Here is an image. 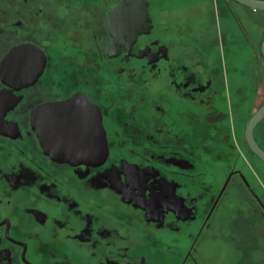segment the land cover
<instances>
[{"label": "flooded vegetation", "instance_id": "flooded-vegetation-1", "mask_svg": "<svg viewBox=\"0 0 264 264\" xmlns=\"http://www.w3.org/2000/svg\"><path fill=\"white\" fill-rule=\"evenodd\" d=\"M245 7L0 0V264H239L242 243L264 252V161L245 137L264 102L240 116L260 79L240 85L239 31L262 52ZM53 133L67 136L57 147L72 138L106 155L57 159Z\"/></svg>", "mask_w": 264, "mask_h": 264}, {"label": "rangeland", "instance_id": "rangeland-1", "mask_svg": "<svg viewBox=\"0 0 264 264\" xmlns=\"http://www.w3.org/2000/svg\"><path fill=\"white\" fill-rule=\"evenodd\" d=\"M245 6L240 4V13H244ZM254 13L253 21L246 18L244 15V21L246 22V25L248 26L249 34L251 39L254 42L255 47L257 50L260 48V44L262 39L264 38V11L262 10H255L252 11ZM237 29L235 28V31ZM237 63L239 66V72H238V80L240 82V85L242 89L247 93V89L249 86V83L257 78L260 79V87L258 88V93L256 95L255 103L250 108L248 103H245L241 108L240 116H251L255 110H257L260 105L264 102V58L262 57L260 50L259 54L261 57L257 56V53L254 55L249 51L248 43L245 39V36L239 31L237 34ZM240 128H242V124L240 125ZM257 134L261 136V139H263L264 142V122L260 125V127L257 129ZM256 170H260L261 176L264 175V163L259 161L256 165ZM239 196H238V209L240 210V218H248L249 214V204L247 199L244 197L242 190H239ZM232 204V203H231ZM248 232L246 228L242 229L240 232V237L242 240L243 235ZM242 241L240 242V244ZM261 243L264 244V241L262 240ZM247 245V244H245ZM243 243L241 244L240 251L243 249V253L240 252V261L239 264H264V259L259 258V253H263V247H258L256 251L254 252L249 248L246 247ZM261 251V252H260ZM246 259V263L243 262V257Z\"/></svg>", "mask_w": 264, "mask_h": 264}, {"label": "water", "instance_id": "water-1", "mask_svg": "<svg viewBox=\"0 0 264 264\" xmlns=\"http://www.w3.org/2000/svg\"><path fill=\"white\" fill-rule=\"evenodd\" d=\"M240 4L253 8L254 10H262L264 11V0H237ZM261 52L264 57V38L261 43ZM264 119V103L261 105V107L252 115L249 122L247 123L246 129H245V137L246 140L251 148V150L261 159L264 161V149L258 144V142L255 139L254 136V129L255 127ZM93 128V126L91 127ZM97 131L95 135H93L95 138L100 137L101 134V122L96 121L95 127ZM55 129V128H54ZM53 132V131H52ZM67 138L66 135H58L57 133H53L49 135V137H53L52 139L56 140L58 137ZM66 136V137H64ZM59 143H57V140L54 142L53 147L50 149V153L56 157L57 159L64 160V161H74L78 157H81L82 155L89 154L92 160H98L102 157V155H106L107 148L102 149L100 145L96 144V148L91 149L90 151H78L74 147L76 144L73 143L72 138L70 140H65V145L68 146L67 148L57 147ZM61 145V143H60Z\"/></svg>", "mask_w": 264, "mask_h": 264}]
</instances>
